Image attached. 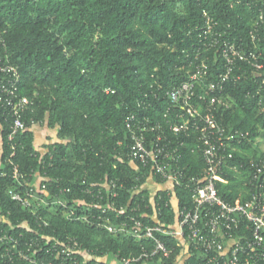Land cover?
Instances as JSON below:
<instances>
[{"label":"trees","instance_id":"trees-1","mask_svg":"<svg viewBox=\"0 0 264 264\" xmlns=\"http://www.w3.org/2000/svg\"><path fill=\"white\" fill-rule=\"evenodd\" d=\"M261 12L264 0H0L6 44L1 50L19 69V94L34 102L22 116L27 129L15 141L8 138L11 118L0 117V264H110L115 254L152 250L154 240L145 235V227L136 233L130 218L145 226L170 227L177 209L169 193L172 183L132 156V130L147 146L160 133L170 139L176 148L165 167L170 172L179 166L189 176L201 175L206 163L197 150L200 131L169 129L163 120L170 106L166 91L188 80L203 59L208 67L202 68L198 90L216 79L225 70L226 43L264 53V23L256 31V42L251 39ZM208 16L213 28L205 32ZM213 37L218 42L214 45ZM254 79L228 82L226 94L233 106L217 114L228 131L249 132L243 145L229 148L233 157L225 168L228 182H217L228 200L248 197V176L254 171L249 161L264 160V91L257 92ZM146 118L151 122L145 123ZM36 124L55 129V139L49 135V142L37 146ZM157 124L160 129L146 130ZM15 164L27 175H45L48 199H61L53 209H38L49 225L9 194L11 188L24 189L13 176ZM149 176L165 185L155 196L146 186ZM111 180L118 186H108ZM173 195L179 208L191 206L189 189L176 186ZM155 232L175 249L171 257L159 254L148 264H197L205 258L194 250L184 260L183 254L179 257L183 247L177 246L181 239ZM70 239L85 253L67 256L62 247H45Z\"/></svg>","mask_w":264,"mask_h":264},{"label":"built area","instance_id":"built-area-1","mask_svg":"<svg viewBox=\"0 0 264 264\" xmlns=\"http://www.w3.org/2000/svg\"><path fill=\"white\" fill-rule=\"evenodd\" d=\"M205 14L208 15L207 12ZM263 23L264 13L261 12L259 20L254 23V30L251 31L253 42L259 38L256 31ZM212 28L213 24L208 16L207 29L204 31H211ZM4 32L5 29L0 25V117L11 118L8 126V138L10 141H14L21 132L27 129L26 121L22 116L34 102L28 96L19 94L17 86L19 69L11 64L6 56L4 58L1 50V46L6 48ZM211 43L212 45L218 43L217 37H213ZM248 49L236 46L233 42L226 43L222 51L226 60L225 70L216 79L206 82L200 91L198 85L202 76V68L206 70L208 67L206 59L197 65L198 69L191 72L188 80L166 91L170 106L163 113V117L164 122L169 125V129L174 133L187 131L191 128L200 131V134L196 136L197 150L202 154L206 163V168L201 175L189 176L179 166L170 172L165 167L170 164V157L175 154L176 150L171 143L167 142L170 139L160 133L151 141L152 148L149 149L144 138L139 136L135 129L132 130L135 142L133 155L139 157L145 166L151 165L155 170L154 173L162 174L165 181H170L172 183L170 189H175L176 186H184L189 189L192 204L178 210V220L175 225L170 227H166L164 224L145 226L137 217L132 216L130 219L134 223L135 232L139 233L141 227H145V235L154 240L155 246L152 250L143 247L138 255L119 256L115 254L110 264H148L149 260L159 254H163L167 258L171 257L175 248H169L156 235L155 231L181 239L177 246L183 247L179 257L183 254L184 260L191 257L194 250L201 252L205 258L197 264H264V160H256L253 157L249 161L250 167L254 168V171L249 172V189L246 199L228 200L220 194L217 187V182H228L225 168L228 166V160L233 157V153L229 151L230 146L240 143L241 139L246 137V133L244 134L242 131L229 132L226 125L217 118L218 112L231 109L234 103V100L226 94L227 84L231 80L237 81L242 77L248 79L254 76V80L258 83L257 92L264 91V74L261 73V70L264 69V61L261 60V57L264 58V53L256 47ZM244 64L251 67L249 71L244 68ZM236 70L240 72L235 74ZM176 108H178V112H176ZM173 118L174 120H172ZM131 119L133 120L134 116ZM144 122L148 124L151 119L146 118ZM158 128H161L160 124L146 126V130L151 131ZM174 161L178 162L179 160L174 159ZM12 173L19 184L24 186V189L19 191L11 188L8 190L11 197L23 208L29 209L37 217V221L49 225V220L38 213L35 208L38 197L42 193L48 192L47 177L35 171L27 175L19 171L18 165L13 166ZM109 185L118 186L117 182L112 180ZM123 186L124 184H121V187ZM66 190L71 191V188ZM87 191L93 192L91 188ZM114 195L117 196L118 193L114 192ZM42 203L46 202L42 201ZM102 212L106 213L107 208H102ZM85 218L87 219V217ZM104 218L102 215L99 216V219ZM106 227L110 231H115L113 225L107 224ZM69 241L73 242L57 241L50 247L48 245L45 247L48 248V251H59L62 247L61 250L67 256L72 253L75 256L78 253H85L76 239ZM20 255L28 262L36 263L32 256L24 253ZM107 259L104 260V263Z\"/></svg>","mask_w":264,"mask_h":264},{"label":"rangeland","instance_id":"rangeland-1","mask_svg":"<svg viewBox=\"0 0 264 264\" xmlns=\"http://www.w3.org/2000/svg\"><path fill=\"white\" fill-rule=\"evenodd\" d=\"M46 129H48L47 130V133L50 136H53L54 139H55V129H53V128L51 129L48 125H39V124H36L35 125V131L37 132V135H36V144H37V146L43 145V143H45V142H42L41 136L44 134V130H46ZM260 139H261V143H262L260 145V148H261L262 151H264V138L261 137ZM44 140H46V138ZM146 182L148 183L147 185H151L152 184L154 186H157V185L154 184V182L152 181L151 177H148ZM148 188H150V187L148 186ZM60 200L61 199H59V198H55L53 200H49L46 196H42L41 195L37 199L38 203L35 204V208H36V210H38L40 207H46V206H42L41 205L42 201H46L47 203H51L53 205L52 208L50 206V208L53 209L54 208V205H57V204H60L61 203Z\"/></svg>","mask_w":264,"mask_h":264},{"label":"clouds","instance_id":"clouds-1","mask_svg":"<svg viewBox=\"0 0 264 264\" xmlns=\"http://www.w3.org/2000/svg\"><path fill=\"white\" fill-rule=\"evenodd\" d=\"M163 120H164V117H163ZM229 132H232V131H229ZM242 132H244V131H242ZM246 133V137H244L243 139H241V141H240V143H239V145L241 146V145H243L244 144V142L246 141V139H247V137H248V135H249V132H244V134ZM17 138V137H16ZM16 138H15V140H16ZM14 140V141H15ZM149 149L150 148H152V145L150 144V145H148L147 146ZM15 154V153H14ZM132 156L134 157V158H136V160H137V162L139 163V160H138V158L137 157H135L134 155H133V153H132ZM16 165V164H15ZM139 165V164H138ZM142 167H144L145 169H148V168H151V169H153L152 168V166L151 165H148V166H145V165H142ZM39 174V173H38ZM152 174V173H151ZM149 177H151V176H149ZM37 178V177H36ZM109 182H111V181H109ZM109 182L107 183V185L109 186ZM120 184H123V183H120ZM176 188V187H175ZM174 190L175 189H171V191L169 192L170 193V195H171V203H172V206H173V204H174V206H173V208H175V211H176V209H177V220H178V210L180 209L179 207H178V200H177V198H176V196H172V194L174 193ZM48 195H49V189H48V192L47 193H42V196H46L47 198H48ZM35 202V201H34ZM46 202V201H45ZM36 203H38V201H36ZM42 206H46V205H52L51 203H42L41 204ZM177 220H176V222H177ZM176 222H175V224H176ZM174 224V225H175Z\"/></svg>","mask_w":264,"mask_h":264},{"label":"crops","instance_id":"crops-1","mask_svg":"<svg viewBox=\"0 0 264 264\" xmlns=\"http://www.w3.org/2000/svg\"><path fill=\"white\" fill-rule=\"evenodd\" d=\"M47 130L48 129H46V130H44V134L41 136V140H42V142H49V134L47 133ZM36 132V131H35ZM36 135H37V132H36ZM46 138V140H44ZM52 141H54V140H52ZM148 183L146 182V186H147V188H148V186L150 187V188H148L149 190H150V192H151V195L152 196H155V194L158 192V191H160L161 189H164L165 188V185H161V184H156V183H154L155 185H157V186H154V185H147Z\"/></svg>","mask_w":264,"mask_h":264}]
</instances>
